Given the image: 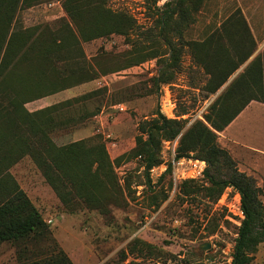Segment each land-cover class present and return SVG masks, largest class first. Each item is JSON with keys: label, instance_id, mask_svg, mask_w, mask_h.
<instances>
[{"label": "rangeland", "instance_id": "rangeland-1", "mask_svg": "<svg viewBox=\"0 0 264 264\" xmlns=\"http://www.w3.org/2000/svg\"><path fill=\"white\" fill-rule=\"evenodd\" d=\"M77 1H0V20L9 17L0 62L10 37L17 34L0 76V112L5 116V120L0 118V127L7 140L11 139L5 129L11 110L10 88H16L27 77L26 70L37 69L38 73L40 68L49 69L54 63L94 65L107 73L98 74L92 85L43 96L25 106L34 111L75 93L107 85L104 94L85 102L86 111L103 108L97 116L77 125H60L52 136L58 145L80 139L87 140V146L104 144L113 161V173L105 177L104 185L97 182L98 192L89 194L91 200L87 189L79 192L68 186L67 205L30 155L14 164L11 173L23 182L50 232L47 238L31 233L1 242L0 264H52L59 250L73 264H231L244 218L237 190L225 188L218 198L216 191L210 192L211 184L204 174L179 177L186 165L172 162L171 146L176 147L177 161L180 135L162 139V162L150 170V182L144 156L136 155L133 149L141 134V122L156 117L169 96L175 102L176 119L184 120L186 128L197 118L204 119L205 114L214 116L213 104L232 82L235 90L230 92V98L235 103L230 110L251 94L248 87L242 93L244 82L239 80L250 59L215 93L208 92L205 85L212 78L209 69H224L227 58L236 61L251 49L252 56L264 53V0H197L187 25L173 22L165 29L160 27L159 12L170 0H81L86 7L78 20L92 19L99 4L109 10L105 19L109 23L120 21L122 14L129 16L130 23L124 22L122 30L121 26L110 25L102 30L94 22L88 27L75 22L66 6ZM72 33L96 37L81 39L75 45ZM210 36H214L210 55L205 56L201 46L190 45ZM171 43L176 51L173 56ZM33 44L34 51L29 48ZM46 44H50V51L45 57L40 49ZM199 59L206 61L208 69ZM19 73L24 76L19 77ZM218 142L226 147L225 131L218 132ZM191 155L200 154L196 151ZM210 171L218 179L230 175L229 167L222 162ZM0 180V195H4L12 183L4 175ZM261 198L264 200V195ZM207 242L209 248L202 249ZM249 264H264V242L258 245Z\"/></svg>", "mask_w": 264, "mask_h": 264}, {"label": "trees", "instance_id": "trees-1", "mask_svg": "<svg viewBox=\"0 0 264 264\" xmlns=\"http://www.w3.org/2000/svg\"><path fill=\"white\" fill-rule=\"evenodd\" d=\"M197 2V0L166 1L165 7L159 12L160 27L165 29L173 22L187 25L189 23L187 20L192 16L190 11ZM13 7L14 2L10 9ZM85 7L86 5L79 0L74 4L67 5L66 10L75 22L82 25L87 24L86 27L94 22L102 30L104 27L110 28V25L114 28L121 26L122 30L124 22L130 23L129 16L125 14L121 15L120 21L107 22L105 19L108 18L109 10L99 4L96 6L97 14L92 19L86 21L87 23L83 21V18L80 21L78 18L82 17V9ZM8 9L5 10L10 13ZM2 20H0V55L6 38V29H9V17L2 18ZM24 33L28 32L24 31ZM16 35L15 33L10 37L8 47L0 62V76L5 71V61L11 55L10 49ZM95 37L84 34L79 37L72 33L71 40L72 43L74 42L73 44L78 45L81 39L88 41ZM212 38L214 36H210L201 42H191L190 45L192 47L201 46L204 48L203 54L207 56L212 52ZM61 41L59 42L61 43ZM206 46L208 49L205 48ZM171 47H173L171 50L173 56L176 51L172 43ZM29 48L34 51V44ZM41 50L46 57L50 51V44H46ZM28 52H30L29 49ZM253 53L254 49H251L236 61L227 58L224 69L217 67V72L209 69L212 78L208 85H205V89L210 93L218 91L229 77L250 59ZM33 54L36 55V53ZM199 61L207 64L204 60L199 59ZM97 68L94 65H87L86 67L84 64L59 66L58 63H54L49 69L40 68L38 73L37 69L26 70L27 77H24L16 88H10L9 104L11 110L8 113L9 118L6 119V123L9 125H6L5 129L11 133V139L7 140V135L0 127V176H7L12 185L4 191V195H0V243L7 240H18L31 233L47 238L50 232L43 222L39 209L10 171V168L26 155L32 157L42 170L46 180L55 188L64 204L67 205L69 204L67 199L70 198L67 192L68 186L77 191L87 189V198L91 200L92 197L89 194L93 196V192H98L97 182L104 185L105 177L112 175L113 161L104 144L87 146V140L80 139L58 145L52 136V133L57 131L60 125H77L79 122L99 113L101 106L95 107L93 111H86L88 105L85 102L88 99L101 96L99 94H104V91L108 90L107 86L36 111H30L25 106L29 101L95 79L98 74L107 73H101ZM47 73L49 76L46 77ZM18 76L24 75L19 73ZM240 76L239 80L241 83L244 82L242 93H245V89L248 87L251 89V94L246 97V93V98L237 108L230 110L235 103L230 98L233 97L230 92L235 90L234 82H232L213 104L214 116L210 113L205 114L204 119L197 118L185 128L184 120L168 117L159 111L156 117L141 122V134L136 137V147L133 149L136 155L144 156L147 179L150 182V170L162 162L159 157L162 139H173L180 135L177 157L193 156L191 155L192 152H199L200 155L195 156V158L207 161L204 175L211 184L210 192L216 191L218 193L216 197L219 198V194L225 188L231 187L237 190L240 209L244 218L239 227L231 264H249L258 245L264 242V200L261 198L264 195V190L258 185L254 176L238 168L231 153L219 144L218 132L222 131L241 112L251 98H259L264 94V54L253 57L244 67ZM254 91L257 92L253 93ZM226 97L227 103L224 105ZM79 103H81V107H77ZM81 109L82 111H80ZM10 114L14 115L13 119H10ZM0 118L5 120L3 112H0ZM6 123L4 122V125ZM220 162L226 164L230 169V175L225 179L216 178L210 171ZM2 186L0 180V190ZM52 264L73 263L63 250H59L58 257L54 259Z\"/></svg>", "mask_w": 264, "mask_h": 264}, {"label": "crops", "instance_id": "crops-1", "mask_svg": "<svg viewBox=\"0 0 264 264\" xmlns=\"http://www.w3.org/2000/svg\"><path fill=\"white\" fill-rule=\"evenodd\" d=\"M258 54L263 55L264 53L257 52L250 58V60ZM97 78L84 81L82 83L76 84L74 86H71L69 88L57 91L55 93L46 96H51L56 93H60L62 91H67V92L77 91L79 89L89 86L90 84L92 85L94 80H96ZM98 88L101 87H97L95 89H92L88 92L79 95H75L76 94L75 93L74 96L67 99L84 95ZM99 113L95 114L94 116H97ZM222 131H225L227 136V145L225 148L231 153L233 158L236 160L238 168L241 171H244L247 174L254 176L255 179L257 180L258 185L261 186V188L264 190V162H263L264 161V94L259 98H251L248 104L241 110V112ZM16 179L17 181H19L21 187L25 190V186L23 182L19 180V178L17 177Z\"/></svg>", "mask_w": 264, "mask_h": 264}, {"label": "built area", "instance_id": "built-area-1", "mask_svg": "<svg viewBox=\"0 0 264 264\" xmlns=\"http://www.w3.org/2000/svg\"><path fill=\"white\" fill-rule=\"evenodd\" d=\"M170 94V93H168ZM121 108H123L121 106ZM174 108H175V102L172 101L170 96L164 101V107L161 108V112L172 118H177L176 114H174ZM175 146L172 144L171 149H172V162L174 164H179V165H186V168L182 170V173L180 174L179 177L182 178H195L200 175L204 174V171L207 167V161L204 159H199L195 158L193 156H183L175 160L176 157V150ZM153 170V168H152ZM231 188V187H228ZM221 200V199H220ZM242 212V211H241Z\"/></svg>", "mask_w": 264, "mask_h": 264}, {"label": "water", "instance_id": "water-1", "mask_svg": "<svg viewBox=\"0 0 264 264\" xmlns=\"http://www.w3.org/2000/svg\"><path fill=\"white\" fill-rule=\"evenodd\" d=\"M209 246H210V243L207 242V243L202 244L201 248L205 250V249L209 248Z\"/></svg>", "mask_w": 264, "mask_h": 264}]
</instances>
